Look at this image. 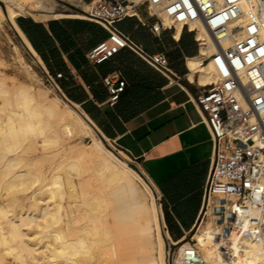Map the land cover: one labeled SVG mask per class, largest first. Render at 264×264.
I'll return each mask as SVG.
<instances>
[{"label":"bare ground","instance_id":"obj_1","mask_svg":"<svg viewBox=\"0 0 264 264\" xmlns=\"http://www.w3.org/2000/svg\"><path fill=\"white\" fill-rule=\"evenodd\" d=\"M0 2L23 47L40 65L15 19L37 9L41 0ZM158 16L164 26L172 25L164 15ZM66 17L84 18L76 13L54 14L57 19ZM174 25L179 33L181 26ZM197 38L209 41L210 35L199 28ZM212 52V48L206 51ZM188 68L199 73L202 85L217 80L212 65L199 68L197 59H191ZM0 111L4 116L0 120V190L8 191V197L0 201V264L2 256L11 253L20 264H166L148 187L100 141L93 139L91 145L78 142L96 133L83 114L57 97H49L48 90L7 84L2 77ZM42 160H51L52 164L38 174L23 170ZM137 183L151 198L149 207L139 200ZM15 187L20 188L26 201L10 197ZM29 188L32 190L27 192ZM250 214L261 223L260 239L224 235L222 228L215 238L205 229L193 236L194 246L169 240L178 245L173 264H180L182 253L189 247L196 250L203 264H264V210L252 209ZM150 222L154 236L150 234Z\"/></svg>","mask_w":264,"mask_h":264},{"label":"crops","instance_id":"obj_2","mask_svg":"<svg viewBox=\"0 0 264 264\" xmlns=\"http://www.w3.org/2000/svg\"><path fill=\"white\" fill-rule=\"evenodd\" d=\"M136 11L115 28L144 55H162L167 62L164 71L155 70L129 49L99 65L90 64L87 53L105 41L108 33L83 19L20 17L15 22L22 25L23 30L17 27L39 57L41 64L36 63L44 74L63 77L54 82L66 102L83 114L100 139L134 161L158 201L164 238L179 242L199 221L212 157L204 117L193 102L205 85L200 84L199 73L188 68L198 47L190 28L180 27L176 33L172 25L154 33L152 27L161 18L150 15L145 5ZM116 73L126 88L110 106L102 79Z\"/></svg>","mask_w":264,"mask_h":264},{"label":"built area","instance_id":"obj_3","mask_svg":"<svg viewBox=\"0 0 264 264\" xmlns=\"http://www.w3.org/2000/svg\"><path fill=\"white\" fill-rule=\"evenodd\" d=\"M141 5L152 16L164 15L172 25H191L198 47V67L212 65L217 77L193 100L212 142L202 211H209L224 235L260 239L261 223L250 210H264V0L92 1L85 11H79L80 15L102 27L108 37L87 53L90 64L99 65L120 50L129 49L155 70H165L167 62L162 55H144L115 28L119 21L134 17ZM162 27L158 21L152 30L157 33ZM199 28L206 29L209 41L197 38ZM208 48L213 52L207 54ZM45 77L60 93L54 80L63 77ZM102 83L108 91L107 102L113 106L126 83L117 73L104 77ZM180 264L203 263L196 250L189 247L182 253Z\"/></svg>","mask_w":264,"mask_h":264},{"label":"rangeland","instance_id":"obj_4","mask_svg":"<svg viewBox=\"0 0 264 264\" xmlns=\"http://www.w3.org/2000/svg\"><path fill=\"white\" fill-rule=\"evenodd\" d=\"M83 3L78 2V0H41L40 5L37 9L34 11H25L21 13L19 16L16 17H25V18H33L36 21H46L49 19L54 18V14L56 13H63V14H70L69 10H78L80 9H74L70 7L67 3H74L77 5H82L80 8H86L87 4L92 2L93 0H81ZM99 1V0H98ZM129 2L134 3H140L141 1H135V0H128ZM78 14H81L80 12ZM19 47V48H18ZM0 77L4 78L5 82L7 84L10 83H20L24 84L26 86H29L32 88V90H48V96L49 97H57L62 104H67L75 111H78L76 108H74L72 105L66 102V100L63 98V96L58 93L47 81L45 74L43 70L40 68V66L36 63V61L29 55L27 50L23 47L22 43L17 38L14 30L12 29L10 23L7 21L5 17V10H4V4L0 2ZM2 114V115H1ZM4 119L3 113L0 111V120ZM93 139L100 141L102 145L108 150L113 153V155L120 160L123 164H125L128 168L129 165H134L133 160H129L127 157H124L118 149L115 147L114 144L104 141L100 139V137L97 135V133L93 135L86 136L84 138H81L78 140V142L81 143V145H91L93 143ZM56 161V160H55ZM52 164L51 160H45L41 161L39 164H36L35 166H32L30 164L29 167L23 168V170H26L28 173H34L38 174L39 171L46 170L50 165ZM32 166V167H31ZM137 167V166H136ZM131 169V168H130ZM132 170V169H131ZM133 171V170H132ZM135 173V171H133ZM62 173V171H61ZM142 179L136 174V176L148 187L150 184L143 178V176L137 172ZM87 175V174H86ZM62 177V176H61ZM73 177V178H72ZM71 178L73 179L74 183L77 184V178L75 177L74 173L71 174ZM137 190H138V197L141 203L149 207L151 203V198L149 195L146 194L144 189L140 186L139 183ZM148 184V185H147ZM30 185L28 184V187ZM151 187V186H150ZM17 188V190L15 189ZM13 191H11V194L13 195L10 197H16L19 201H26L24 198V194L21 193V190H19V187H15ZM149 189V187H148ZM152 189V188H151ZM32 188H29L27 192H30ZM91 190V189H90ZM0 201L1 198L5 200L4 198L8 197V191L0 190ZM3 191V192H2ZM9 191V192H10ZM20 191V192H19ZM149 192L153 198V204L155 206L156 215H157V222H158V229L161 235V238L163 240V250L164 255L166 258V264H173V259L176 256L178 245H174L170 243L169 240H166L162 234L161 226H160V216H159V206L158 201L156 200V196L153 192V195L149 189ZM3 194V195H2ZM8 199V198H7ZM11 199V198H9ZM2 200V201H3ZM66 201V200H65ZM209 231L212 236L217 238L219 236V233L221 231V227L219 225H216V223H213V219L209 216V211H205V208L203 209L199 221L196 225V227L193 229V231L187 235L183 241L186 243H189L190 245L194 246L195 241H193V236L203 230ZM154 226L153 223L150 222V234L151 236H154ZM110 250V249H108ZM107 250V252H108ZM15 254H6L2 256V264H20L19 260L16 261L14 258ZM126 258V257H125Z\"/></svg>","mask_w":264,"mask_h":264},{"label":"water","instance_id":"obj_5","mask_svg":"<svg viewBox=\"0 0 264 264\" xmlns=\"http://www.w3.org/2000/svg\"><path fill=\"white\" fill-rule=\"evenodd\" d=\"M102 140H103V139H102ZM103 142H104V140H103ZM129 167H130L131 169H133L134 171L138 172L136 166H134V165H129Z\"/></svg>","mask_w":264,"mask_h":264},{"label":"trees","instance_id":"obj_6","mask_svg":"<svg viewBox=\"0 0 264 264\" xmlns=\"http://www.w3.org/2000/svg\"><path fill=\"white\" fill-rule=\"evenodd\" d=\"M17 24H18L19 27L23 30L22 25L20 24L19 20L17 21Z\"/></svg>","mask_w":264,"mask_h":264}]
</instances>
